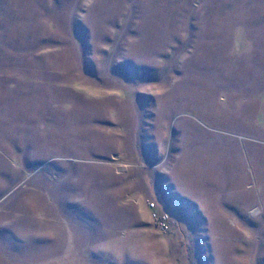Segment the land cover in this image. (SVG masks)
I'll use <instances>...</instances> for the list:
<instances>
[{"label": "rangeland", "instance_id": "374dc122", "mask_svg": "<svg viewBox=\"0 0 264 264\" xmlns=\"http://www.w3.org/2000/svg\"><path fill=\"white\" fill-rule=\"evenodd\" d=\"M0 264H264V0H0Z\"/></svg>", "mask_w": 264, "mask_h": 264}, {"label": "built area", "instance_id": "2783aa9c", "mask_svg": "<svg viewBox=\"0 0 264 264\" xmlns=\"http://www.w3.org/2000/svg\"><path fill=\"white\" fill-rule=\"evenodd\" d=\"M152 212V218L156 225L164 231H167L171 227L172 217L168 211L160 210L155 201L149 202Z\"/></svg>", "mask_w": 264, "mask_h": 264}]
</instances>
